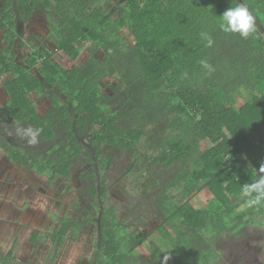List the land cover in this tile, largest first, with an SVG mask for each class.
Returning <instances> with one entry per match:
<instances>
[{
  "label": "trees",
  "instance_id": "trees-1",
  "mask_svg": "<svg viewBox=\"0 0 264 264\" xmlns=\"http://www.w3.org/2000/svg\"><path fill=\"white\" fill-rule=\"evenodd\" d=\"M97 1L4 0L0 8L6 159L48 181L80 173L72 212L34 242L61 247L92 224L87 264H162L164 255L168 264H221L219 239L240 241L247 230L262 241L264 201L253 204L243 185L264 164V33L256 25L245 39L219 28L238 0H123L114 10ZM243 2L264 26V0ZM34 11L44 13L54 49L18 60L12 28ZM125 27L132 44L119 35ZM85 39L96 44L82 58ZM97 50L106 63L94 75ZM29 128L40 130L35 144ZM203 190L207 203L194 204ZM153 218L159 225L143 232ZM0 264L34 263L10 249Z\"/></svg>",
  "mask_w": 264,
  "mask_h": 264
},
{
  "label": "rangeland",
  "instance_id": "rangeland-1",
  "mask_svg": "<svg viewBox=\"0 0 264 264\" xmlns=\"http://www.w3.org/2000/svg\"><path fill=\"white\" fill-rule=\"evenodd\" d=\"M3 1V0H1ZM123 0H98L109 10H114L116 4ZM27 24L17 23L13 29L16 32L15 52L18 60H22L33 50L45 48L52 51L54 45L47 21L42 11L35 13ZM117 16V13H114ZM3 32V30L1 31ZM119 35L124 36L129 44H132V34L123 28ZM6 41L0 37V48H6ZM95 42L90 39L80 40L77 46L82 52V58L88 55L95 47ZM5 45V46H4ZM99 58L95 74L103 68L106 57L100 50L96 51ZM39 73V68L33 69ZM109 81H116L114 69ZM6 77L0 76V105L8 98L3 87ZM32 101L40 108L48 107V99L35 92L30 93ZM240 99V103H243ZM8 118L0 109V122H7ZM1 134H4L1 132ZM0 134V135H1ZM6 147L13 144L7 138L0 136ZM210 145V143H207ZM0 144V260L6 258L7 252L13 249L20 262L31 261L34 264H87L93 250V236L95 227L87 225L74 237H68L61 247L58 245L36 244L32 238L35 232L47 233L58 224V219L70 214L75 203V191L79 187V174L77 173L69 181L60 179L48 181L46 177L38 178L34 171H28L19 164L10 163L6 159V152ZM73 189H69L68 186ZM113 193L126 200L119 189H112ZM209 193L203 190L194 195L191 200L196 205H205ZM144 226L145 233L155 229L161 222L159 218H153ZM245 231L240 241L233 239H219L217 245L223 250L224 259L221 264H264V237ZM145 251V249H142ZM49 254V258H48Z\"/></svg>",
  "mask_w": 264,
  "mask_h": 264
},
{
  "label": "clouds",
  "instance_id": "clouds-1",
  "mask_svg": "<svg viewBox=\"0 0 264 264\" xmlns=\"http://www.w3.org/2000/svg\"><path fill=\"white\" fill-rule=\"evenodd\" d=\"M219 28L228 34H239L241 38H248L249 35L256 31V20L253 14L249 11L248 7L244 4H239L235 7L227 8L218 21ZM203 39L207 40L208 46H211L213 41L206 33H201ZM200 64L211 71V65L206 60H201ZM185 75H187L185 73ZM40 130L29 128L24 131V135L29 137V143H37V137ZM262 173L258 179L253 180L251 183L243 185V193L248 196H255L252 199L253 204H259L264 201V164L260 166ZM169 256L164 255L162 264H168Z\"/></svg>",
  "mask_w": 264,
  "mask_h": 264
},
{
  "label": "water",
  "instance_id": "water-1",
  "mask_svg": "<svg viewBox=\"0 0 264 264\" xmlns=\"http://www.w3.org/2000/svg\"><path fill=\"white\" fill-rule=\"evenodd\" d=\"M240 2V4H244L243 0H238ZM249 9V8H248ZM250 11V10H249ZM251 12V11H250ZM252 13V12H251ZM253 14V13H252ZM253 16L255 17L256 20V25L260 28V30L264 33V26L259 22V20L257 19V17L253 14Z\"/></svg>",
  "mask_w": 264,
  "mask_h": 264
},
{
  "label": "crops",
  "instance_id": "crops-1",
  "mask_svg": "<svg viewBox=\"0 0 264 264\" xmlns=\"http://www.w3.org/2000/svg\"><path fill=\"white\" fill-rule=\"evenodd\" d=\"M4 1V0H3ZM3 1H1L0 0V8H1V6L3 5ZM2 36V38L4 37V31L3 32H1L0 31V37Z\"/></svg>",
  "mask_w": 264,
  "mask_h": 264
}]
</instances>
